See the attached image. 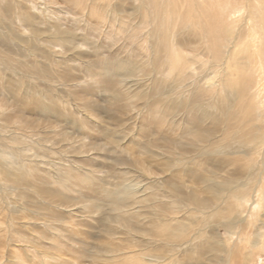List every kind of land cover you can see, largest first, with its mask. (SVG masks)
<instances>
[{
    "label": "rangeland",
    "instance_id": "1",
    "mask_svg": "<svg viewBox=\"0 0 264 264\" xmlns=\"http://www.w3.org/2000/svg\"><path fill=\"white\" fill-rule=\"evenodd\" d=\"M196 1L207 16L191 0H16L0 9L6 32L31 47L27 75L5 67L15 61L8 54L0 62V106L16 120H0L9 151L0 152V264H111L116 254L113 264H185L169 232L182 223L190 263L264 264V143L255 145L264 121L250 124L252 68L240 86L249 55L234 54L251 38L245 30L229 53L223 34L204 37L207 23L235 36L225 18L243 0ZM14 11L26 18L11 24ZM184 33L196 42L181 43Z\"/></svg>",
    "mask_w": 264,
    "mask_h": 264
},
{
    "label": "bare ground",
    "instance_id": "2",
    "mask_svg": "<svg viewBox=\"0 0 264 264\" xmlns=\"http://www.w3.org/2000/svg\"><path fill=\"white\" fill-rule=\"evenodd\" d=\"M15 1L16 0H3L2 4H4L3 5L4 7H0V9L4 12H8L6 10V8L10 7V5L12 3H15ZM191 1H192V6L200 4L204 8L205 15L206 16L208 15V13L210 11H208V9H205L206 7L203 5L204 4L203 1H200V2H197L196 0H191ZM244 1H246V0H243V6L242 7H239V8L238 7L237 8L232 7L231 9L229 8V16L227 18H225V15L218 17L219 21H222V23L224 21V18H225V21L226 20H232L233 23L234 22L237 23V27H236L237 33L235 36H234L235 30L233 27L232 28L230 26L226 27V25H225V27L222 28L224 30H220L218 28H215L214 26L212 27L211 26L212 24L207 23L206 24L207 30L205 32L204 37L206 39H211V38H217L223 34V36H225V37H223L222 46L227 49L226 52L230 53L231 49L234 48V47H231L234 45V41L236 39L242 40V38L245 36V30L248 33V35L250 36L251 41H250V44L248 46V49L245 46H241L240 49L236 50V53H234V54L236 57L240 56V57H243L245 59L246 50L248 51V55H249L248 65H246L245 62H240L243 65H245L244 69H239L242 72V83L240 86H242L244 83L246 84L245 76H246V72L248 71L247 68H248V66L250 68V65H251L252 72L249 73L247 84L249 85V87L252 86V83L254 84V87H253L254 91L251 94H253V96L255 97V103H256L255 107L256 108L252 107L251 112L248 114V116H250V115L252 116L250 124L252 126H255V128H256V125L259 122L264 121V102H263V99H264V63H263L264 62V33L262 35L259 31V30L264 31V25L260 26V29L258 30V26H259L260 22L262 21V19L264 18V0H250V1L248 0L247 3H244ZM248 3H249V5H248ZM231 5H233V2H231ZM11 12H9L10 16H12ZM239 12H241V13L239 15H237ZM192 13H193V7H191L187 13V17H191L190 18L191 21H192ZM234 14L237 15V17L235 16L236 17L235 21L233 18ZM10 16H8V17L10 18V20H12L11 24L16 23V21H18V20H20V22H21V20H23V18H26V17H24L23 13L16 12V11H14V14L12 17H10ZM194 18L196 19L197 15H194ZM191 21H189V22L186 21L185 23H182V24H186L187 26L190 27L193 23H195V24L198 23V20H193V22H191ZM180 23H181V21L176 22V24H180ZM25 24H26L25 22L21 23V26L23 27ZM159 28H160V26H158L155 30L159 31ZM35 29L39 30L38 28H35ZM35 29L33 31V34L30 35L31 39L37 38V31ZM155 30H153L154 34H155ZM6 31H10V33H11V32H13V29L8 28V23H5L3 21V19L0 17V62L3 61L6 54H8L15 61L13 62V60H12L13 65H6L5 67L6 68L11 67V70H13L14 72H16L15 68L18 67L22 70L24 75H27L28 74V66H29V56H30L29 50H31V47L29 45V40L26 39L25 35H23V37L18 36L14 32V35L16 36V37H14L13 34L10 35V33L6 32ZM27 31H28V29L25 28L24 33L27 34ZM5 32H6L8 37L5 35ZM9 40L13 41V42L10 43ZM179 40L181 43H184L185 40H187L190 44H194L196 42L194 40V36H191L190 33L181 34V37ZM14 43H18L19 48H20L16 52H14L12 50L14 48V45H16ZM237 45H239L238 42H237ZM158 46L161 47V44H159ZM166 46H167V48L170 47L171 50L175 49L174 44H169V47L166 44ZM24 54L27 55V59H22V55H24ZM39 57L40 56H36V59L38 60ZM36 67L39 69V70H37V72L39 74H43L44 76H47V77L50 76V71H51L50 68H47L44 65L40 67L37 64H36ZM228 74L231 75L232 73H228ZM236 75H237V78L240 77V74H238L237 72H236ZM1 76H2V74L0 72V77ZM235 83L237 84L236 81H235ZM131 102L132 101L129 100L128 103L133 105L134 103H131ZM22 113H25V111H22ZM0 120L4 121L5 123L12 122V124H15V122H16L15 119L13 120L12 116H9L6 113V108H4L3 106H0ZM239 125H240V123H239ZM19 126L22 129L25 127L24 123H20ZM260 136L262 137V140H260L259 143L255 142L256 146L264 143V134H261ZM11 138H12V135H11ZM12 140H13V138H12ZM0 152H4V156H6V154H7V156H8L7 158H9V155H8L9 151H6L5 149H0ZM257 152L259 154H261V151L257 150ZM133 194H134V192H132L131 190L127 191V195L133 196ZM142 197H144V194H142ZM238 197H239V199H241L242 202H244V197L241 194H239ZM139 198H141V197H139ZM263 200H264L263 197L259 198V202H258V200H256L259 203L256 210L264 209V205H262ZM134 208L136 209V206H134ZM129 212H131V211H129ZM256 216H259V212H257ZM180 223H182V222L180 221ZM182 226L183 227L180 229H178V228L175 229L176 231H172V230L169 231L173 236V240H174L173 243L176 246V248H174V250H173L174 254H180V256L184 260L185 264H195V263H190L191 257L188 256L189 250H190V249L188 250V248L192 246V234H190L189 228L184 223H182ZM263 227H264V219H263ZM253 245H256L255 241H253ZM119 255L120 254H116V256H114V255L108 256V258H107L108 263L113 264L116 261H118L121 258V257H117ZM154 257H155V259L151 258L149 260H152V261L163 260V261H165V258L162 257L161 255H154ZM122 259L126 260V257H122ZM258 264H262V263H258Z\"/></svg>",
    "mask_w": 264,
    "mask_h": 264
}]
</instances>
